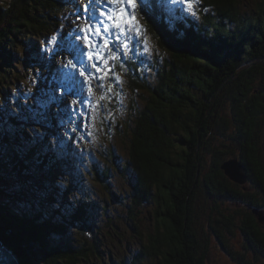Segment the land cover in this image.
Wrapping results in <instances>:
<instances>
[{"label":"rangeland","instance_id":"374dc122","mask_svg":"<svg viewBox=\"0 0 264 264\" xmlns=\"http://www.w3.org/2000/svg\"><path fill=\"white\" fill-rule=\"evenodd\" d=\"M3 1L9 3L12 0ZM241 1L240 9L244 17L233 22L230 19L226 20L224 25H232L233 28L237 29H242L246 25V32H249L248 35H255L254 41L256 43L253 45V50L256 49V53L264 51V26L259 24L260 28H253L254 22H251L253 18L258 17L261 11L263 12L264 0ZM56 2L57 4L54 2L50 3L46 7L47 9L43 0L36 2L39 10L47 18L44 21L45 28L48 29V31L46 30L47 34L45 33L44 36L40 35L35 38L25 33H17L15 34V36L17 35L16 37L13 34L9 36L11 41L8 43L9 45L7 44V49L9 50L8 53L12 54L10 59L14 64L11 67L12 71L10 70V74L7 71L6 76L8 78L10 76L12 82L10 81L11 84L8 86L7 84L5 86L1 84L0 87V104L10 110L20 109V111L25 113L27 121H35L33 123L38 124L40 122H37V118L30 111L29 106L20 102H34L37 107L48 100L49 97H57L58 99L59 89L57 81L60 78L58 65L64 62V58L63 56L54 57L51 64H49L48 60L40 58L37 53L42 45L53 36L59 39L60 30L66 34L84 24L83 19L77 20L76 17L78 14H83L84 6L89 3V0H62V3L57 0ZM222 2V0H219L215 4L211 3V6H205L204 1L194 0L196 5L195 16L188 13L186 5L182 8L180 5H173L171 0H158L156 3H152L150 0L149 8L151 15L156 9L159 10L156 11L157 14L155 13L153 17L158 19V25L162 26L161 28H163L165 33L179 31L175 34L172 33V36L180 44L184 43L189 35L193 38L204 36V31H201L204 26L203 17L208 14H216L214 11L216 8L212 5L224 6L225 4ZM61 5L63 6L62 10ZM167 14L176 16L174 21H171V17L166 18ZM185 16L197 19L198 25H193V28L186 26L187 18ZM140 19L142 20V15L138 11L136 21L142 28V32L138 37L140 45L134 51L128 52L122 59L109 60L108 64L111 62L112 68L103 80V88L95 80L92 81L94 88L91 94L92 107L82 109L85 118L82 127L76 133L77 141L70 140L68 138L70 133L66 132V127L70 128L73 125L61 126L60 123H55L60 119L55 102L45 110L48 117L46 125L50 126L52 124L56 130L49 131L54 138H50L49 133L46 135L47 130H44L46 131L44 137H46L47 144L51 148H53V145L66 147L67 150L64 149L62 155L55 154V156L52 155L50 157L48 155V153L51 154L50 149L43 148L47 144L42 145L41 142H38L35 145L36 140L32 138L31 142L26 136L24 129L17 124L15 126L10 121L11 116L10 118L4 117L5 113L0 112V119H4L3 121H6L5 123L8 125L5 127L8 131L3 130L0 126V136L2 137L8 132L19 133L27 144L28 149L30 148L29 151L31 153L34 152L35 159L38 161L37 157L42 152L46 154L47 165L44 161H40L41 164L44 163L47 167L50 165L48 169L46 168L48 174H37V176H32V178L22 176L21 179L13 177V181L10 182V191L15 196L20 195L21 184L26 181L23 186L26 195H21L16 200L15 208L18 212L23 211L24 214L29 216L43 211L45 208L44 203H46L48 207V210L46 209L47 214L50 210L60 209L62 213L56 215L58 219L62 217V214H66V210L70 211V202H75L76 200L87 201L92 209V216L85 222L88 226L93 227L92 230L88 228V233L83 234L81 230L80 233L76 232L74 227L70 228V231L66 233L69 241L71 240L74 245H80L86 249L78 264H190V260L194 261L193 264H264V222H260V220H264V207L262 206L264 205V181L255 176V171L250 170L249 174L254 178L253 181L247 175V182L243 185L236 182L234 183L237 185H230L228 182L223 181L217 170L216 161L223 152L227 151L228 155L221 164L222 166L227 161L226 159L241 157L246 152L244 149L245 144L242 142L244 141L243 137L236 136L240 129L235 125V117L241 116L232 114V111H234L232 108H227L226 112L219 106L211 114L204 112L205 116L199 110L189 113L191 121L188 119V124H190V127L194 126L191 127V131L196 132V134H193L192 143H197L196 149L193 148L192 144L191 150L194 149L196 152L191 153V155L194 158V164L197 162L199 166L198 176L200 177L191 202H189V197L184 196V186H180L177 183L168 187L155 184L150 189L138 181L134 162L129 161L126 139H129L133 127L141 121L142 112L140 113V111L145 105L143 99L146 91L137 88L133 80L141 81L147 85H157L159 83L162 85V90L165 91L166 81L165 78L164 81L162 78L169 71L168 63L170 61V55L161 49L156 39L147 31L146 26L142 24ZM172 22H176V24L174 25ZM251 23L252 26L250 27ZM241 39L235 38L231 42L235 44L238 40V42H241ZM215 41L217 42L214 43V47L218 49L217 52H221L223 50L221 38H217ZM207 42L211 43L213 41ZM80 43L82 44L83 41H80ZM143 46L147 47V52H144ZM128 59L129 61H127ZM120 60L122 62H119ZM161 72L162 77L159 76ZM116 77H119L118 81L115 79ZM108 89H111V91H108ZM224 91L226 93L230 92L225 88ZM102 96L104 100L101 99ZM73 98L75 97H67L64 100V104L70 103ZM201 99H204L203 96ZM210 99L215 98L210 97ZM203 105L200 104V107ZM206 105L208 103L204 107L209 106ZM61 107H63V104ZM38 110L36 108L33 111L36 112ZM198 119L203 121V125H196L200 122ZM52 120L55 121L54 124ZM253 137L252 140L258 149V155L264 166V112L257 116V126ZM256 139L257 141H255ZM63 142H66V144ZM187 145L189 146L191 143ZM68 151L71 154L70 156L67 155ZM58 161L60 168L53 173L57 168ZM108 168L111 171V176L105 185V183L97 179V175L102 176L103 169L107 170ZM31 169L33 174L37 173L39 162L33 167L31 166ZM96 170L99 173L97 175ZM222 171L229 178L223 169ZM246 173H248L247 170ZM230 180L232 181V179ZM258 182L259 186H257ZM224 185L225 187L223 188ZM30 187L32 190L29 189ZM34 190H38L40 194ZM146 190L148 195H146ZM30 191L35 192L37 196L35 195V198H33V192L30 194ZM169 193H172V195ZM144 196H147V199L142 201ZM252 197L257 198L260 207L249 205ZM7 200L9 199L7 198ZM189 208L192 209L188 210ZM9 212L13 214L15 211L10 210ZM184 212L188 215L185 216V223L183 222L181 227L184 228L185 234H191L188 235V240L195 250H192L191 253L185 252L181 248H171L168 243L170 236H174L175 233H173L174 229L171 228L172 225L169 224L167 218L176 219L180 223L181 220L184 221ZM250 213L254 215L259 224V232L263 233L261 238L256 233L252 235L255 230L250 226ZM9 221L13 222L11 218ZM64 222L67 225L69 223L68 220ZM41 223L42 221L40 220H33V223L29 222V225H34L29 226L33 233L31 238L33 236H35L36 240L41 237L44 238L42 234L39 235V232L42 233L41 225L43 224ZM247 233L250 237L255 238L251 241ZM151 238L154 239L156 245L159 243L157 245L158 250H156L159 255L158 258L151 257L147 253ZM54 239L56 242L59 240L57 238ZM95 239L99 241L100 249L91 246ZM3 244L5 245L4 242ZM39 245L46 246V244L37 242V246L33 247L34 252L38 250L37 247ZM63 247L67 248V244H64ZM7 248L12 250L10 247ZM142 250L147 254L141 258L138 255ZM12 252L15 253L13 250ZM44 254L45 252L39 253L40 257L38 259L46 258L47 256L43 257ZM15 256L21 263L22 259L20 256L16 253ZM175 256L176 258H173Z\"/></svg>","mask_w":264,"mask_h":264},{"label":"trees","instance_id":"16d2710c","mask_svg":"<svg viewBox=\"0 0 264 264\" xmlns=\"http://www.w3.org/2000/svg\"><path fill=\"white\" fill-rule=\"evenodd\" d=\"M37 1L38 0H19L18 2L20 3H18L17 0H12L7 3L6 1L0 0V87L1 84L2 86L11 84L10 76L9 78L6 76L7 71H9L8 74H10V70L12 71L11 67L14 64L10 59L12 54L8 53L9 50L7 49V44L11 41L9 36L12 34L15 36L17 33H25L35 38L40 35L44 36L45 33L47 34L48 29H46L44 25V21L47 18L37 7ZM56 1L43 0L45 8L52 2L57 4ZM202 1H204L205 6H211L212 2V4H215V2L219 0ZM222 1L226 6L212 5L216 8V10H214L216 14L203 17L205 27L202 25L203 29L201 31H204L205 35L202 37L197 36V38H193L189 35L182 44H178L175 37L172 36V33L175 34L179 31H170L171 34H165L162 30L163 28L158 25V19H155L153 15H151L150 19L148 16L146 17L142 14V20L140 19L142 24L146 26L147 31L156 39L161 49L170 55V61L168 63L169 71L162 78L163 81L164 78L166 81L165 91L162 90V85L159 83L157 85H147L141 81L133 80L137 88L146 91V95L143 99L145 102L144 109L142 108L140 111V113L142 112L141 121L133 127L129 139H126V148L129 150L130 157L129 161L132 163L134 162L133 164L137 169L135 170V172H137V179L142 184L151 189L155 184L168 187L177 183L180 186H184V196L187 198L189 197V202H191L192 196H194L193 192H195L200 179L198 176L199 166L197 162L194 164V158H192L191 155V153L196 152L194 149L191 150L192 144L195 149L197 146V143H192L193 134H196V132L191 131V127L194 126L190 127V124H188L189 113H192V111L199 110L202 112L203 116H205L206 114L204 112H209V114H211V112H215L216 107L220 106L225 111L227 108H232L234 110L232 114L240 115L241 117H235V125L240 129L236 133V136L240 138L243 137L245 142H242L245 144L244 149L246 152H244L241 157L238 156L236 158H239V160L246 165L248 176H250L249 178L251 181H253L254 178L249 174L250 170L255 171V176L264 181V177L261 176V174H264L261 167L262 161L258 155V149L252 140L257 126V116L264 112V51L256 53V49L253 50V45L256 43L254 41L255 35H248L249 32H246V25L243 26L242 29L233 28L232 25H224L226 20L230 19L231 22H233L234 20H241L244 17L240 9V3L242 1ZM185 17L187 18L186 26L193 28V25L198 23V20L193 19L191 16ZM174 18L176 17H171V21H174ZM251 22H254L253 28H258L259 24L264 26V9L263 12L261 11L258 17L253 18ZM172 23L174 25L176 24V22ZM217 38H221V47L223 49L221 52H217L218 49L214 47V43L220 41H215ZM235 38H242V41H237L234 44V42L231 41ZM245 38L247 39L245 40ZM211 40L213 42H207ZM159 76L162 77V72ZM224 88L228 89L230 92L227 91L228 93H226ZM202 96L204 99H201ZM210 97L215 99H210ZM20 103L28 105L33 114H35L33 110L38 108V106L36 107L34 105V102L26 103L22 101ZM206 103H208L209 106L206 105L208 107H200V104L205 105ZM196 107L198 108L196 109ZM0 112L5 113L4 117L10 118L11 116L10 121H12L14 125L17 124L24 129L26 136L31 142L32 138H34V140H36L35 145H37L38 142H41L42 145L47 144L46 137H44L46 132L44 129L47 124L46 120H44V122L41 121L40 124L33 123L35 121H27L23 111L17 108L10 110L4 107L3 104H0ZM52 112L54 111L52 110ZM3 120L0 119V126L3 130L8 131L7 128L5 129L8 125L5 123L6 121L4 122ZM198 121L200 122L196 125H203L202 120L199 119ZM37 133H41L42 135H37ZM46 135H48V132H46ZM49 135L51 138V133H49ZM0 139V240L20 256L22 259L21 264H78V261L82 259L84 255L83 252L86 249L80 245H74L72 241L70 240V242L68 237H66V233L70 231V227L64 222L67 221L65 214H62V217L58 218L60 220V222H58L59 220L56 218V215L62 213L60 209L50 210L47 214L48 207L46 203H44L45 208L43 211H39L38 214L35 213V216L33 214L27 216L23 211L18 212L14 206L16 205V200L19 199L21 195L24 196L25 194V188L23 186L26 181L21 184L22 189L19 191L20 195L15 196L10 191V182L13 181V177L21 179L22 176L32 178V176H37V174H48V171L46 172V168H48L46 166V154L41 152L37 157V161L34 152L31 153L29 151L30 148L28 149L27 144L17 132H8L4 134V136H0ZM63 143L66 144V142ZM190 143L192 144L188 146L187 144ZM22 144L23 146H21ZM32 148L35 150L34 147ZM43 148L50 149L51 154L48 153L50 157L52 155L55 156V154H60L61 150L66 149V147L59 148L54 145L53 148H51L48 144L46 147L43 146ZM227 155L228 152L225 151L219 156L216 161L217 170L224 182L235 185L236 183L232 182L222 171L221 164L225 158H227ZM62 160L64 159L62 158ZM40 161H44L46 165L43 162V164H41ZM38 162L39 170L37 169L38 172L33 174L31 166L33 167L38 164ZM58 165H60L59 161L57 162V169L59 170ZM102 172L103 175L98 176L97 174L99 173H97L96 170L97 179L106 185V183H108V178L111 176V171L108 168L107 170L103 169ZM1 184L3 185L1 186ZM224 187L225 185L223 188ZM29 189H31V187ZM32 192L30 191V194ZM35 192H33V198H35V195L37 196ZM147 192L146 190V195H148ZM169 194L172 195V193ZM174 196L176 195L174 194ZM7 198L9 200H7ZM146 199L147 196H144L142 201ZM259 204L256 197L250 198V206L260 207ZM262 206L264 207V205ZM191 209L192 208H189L188 210ZM10 210L15 211V213L12 214L9 212ZM250 214V226L255 230H252L254 232H252V235L256 233L257 236L262 237L263 233L259 232L260 227L256 218L252 213ZM187 215L188 214L184 212V219L182 218L184 221L181 220L180 223H178L176 219L167 218L169 224L172 225L171 228L174 229V231L172 229L173 233H175L174 236H170L168 243L171 248H181L183 251L191 253L192 250H194L193 245L188 240V235L191 234H185L183 231L184 228L181 227L182 222L185 223V216ZM90 216H92V213ZM10 218L13 220L12 223L9 221ZM26 218L27 220H25ZM32 219L34 221H42L41 224L43 225H41V230L43 231L42 233L38 231L39 235L42 234V236L47 239L46 242L48 240L51 241V243H47L44 247L43 245H39L36 252L33 251V247L37 246V240H35V236L31 238V234L33 233L29 229V226H34L33 224L29 225V222L33 223ZM85 221L86 220L78 222V225L75 227L79 233L80 230L83 234L88 233V228L92 230L93 227L88 226ZM164 224L166 225V223ZM250 235L248 234V237L251 238L250 240L252 241L255 237L252 238ZM54 238L59 239L58 242L60 243L56 242ZM257 240L259 239L257 238ZM64 244H67V248L63 247ZM157 245L154 239L151 238L147 248V253H149L151 257H159L156 252V250H158ZM91 246L93 248H101L97 239H95ZM44 252L45 254L43 257H47L39 260V253ZM190 261V264L194 263V261Z\"/></svg>","mask_w":264,"mask_h":264},{"label":"snow or ice","instance_id":"6c2138e0","mask_svg":"<svg viewBox=\"0 0 264 264\" xmlns=\"http://www.w3.org/2000/svg\"><path fill=\"white\" fill-rule=\"evenodd\" d=\"M151 2L156 3L158 0ZM171 3L182 8L186 5L188 13L196 15L194 0H171ZM149 4L150 0H89L84 6L83 14L76 17L77 20H84L83 25L66 34L60 30L59 39L53 36L42 45L37 53L40 58L48 60L51 64L52 58L63 56L64 62L58 65L59 98L49 97L38 105L39 110L34 114L37 122L47 120L45 110L55 102L60 125H73L70 128L66 127V132L70 133L68 136L70 140H78L76 133L82 127L85 118L82 109L92 107V81L95 80L103 88V80L112 68L108 60L122 59L140 45L138 37L142 28L136 21V16L139 11L151 19ZM143 49L144 52L148 51L146 46H143ZM115 79L118 81L119 77ZM69 96L75 98L64 104V100ZM103 98L102 96L101 99ZM69 208L70 211L66 210L65 218L69 221L70 228L76 227L79 221L87 220L92 212L88 202L83 200L70 202ZM0 264H4L2 259Z\"/></svg>","mask_w":264,"mask_h":264},{"label":"water","instance_id":"95a60500","mask_svg":"<svg viewBox=\"0 0 264 264\" xmlns=\"http://www.w3.org/2000/svg\"><path fill=\"white\" fill-rule=\"evenodd\" d=\"M223 169L233 182L243 184L246 181L247 174L245 165L237 158H230L225 161ZM255 212L258 213L257 210ZM260 222H264V220H260ZM16 258L15 253L7 248L3 244V241L0 240V259L3 260L4 264H20Z\"/></svg>","mask_w":264,"mask_h":264},{"label":"bare ground","instance_id":"6f19581e","mask_svg":"<svg viewBox=\"0 0 264 264\" xmlns=\"http://www.w3.org/2000/svg\"><path fill=\"white\" fill-rule=\"evenodd\" d=\"M61 3H62V0H59ZM213 3V2H212ZM12 5V4H11ZM49 5V4H48ZM11 8V7H10ZM62 8H63V6L61 5V10H62ZM9 9V8H8ZM53 9H55V8H53ZM156 11H159L158 9H156ZM156 11H154L153 12V15L156 13ZM152 14V13H151ZM157 14V13H156ZM51 15H53V14H51ZM142 15V14H141ZM209 15V14H208ZM167 17L166 18H170V17H176V16H173V15H166ZM147 17V16H146ZM211 17V16H210ZM210 19V18H209ZM214 20V19H213ZM61 23V22H60ZM206 23V22H205ZM213 24V23H212ZM166 25V24H165ZM198 25V24H197ZM169 26V25H168ZM162 27V26H161ZM177 27V26H176ZM186 28V27H185ZM260 28V27H259ZM56 29V28H55ZM61 29V28H60ZM208 29V28H207ZM163 30V29H162ZM192 30V29H191ZM195 30V29H194ZM164 31V30H163ZM48 34H51V33H48ZM166 34V33H165ZM190 34V33H189ZM188 35V34H187ZM51 36V35H50ZM154 36V35H153ZM45 37H46V35H45ZM197 38V37H196ZM179 39H181V38H179ZM164 40V39H163ZM181 40H184V39H181ZM180 41V40H179ZM202 41V40H201ZM239 41V40H238ZM169 42V41H168ZM180 43V42H179ZM246 43V42H245ZM34 44V43H33ZM172 44V43H171ZM182 44V43H181ZM198 44V43H197ZM218 44V43H217ZM203 45V44H202ZM205 45V44H204ZM34 47H35V45H34ZM197 47V46H196ZM209 47V46H208ZM177 48V47H176ZM180 48V47H179ZM214 48V47H213ZM231 48V47H230ZM210 49V48H209ZM34 50H35V48H34ZM33 50V51H34ZM173 50V49H172ZM182 50V49H181ZM195 50H196V48H195ZM247 50V49H246ZM197 51V50H196ZM233 51V50H232ZM200 52V51H199ZM230 52V51H229ZM213 53V52H212ZM215 53V52H214ZM209 55V54H208ZM224 55V54H223ZM232 55V54H231ZM204 57H206V56H204ZM209 57V56H208ZM110 60V59H109ZM109 60H108V62H109ZM221 60V59H220ZM230 60V59H229ZM127 61H129V59L127 60ZM240 61V60H239ZM119 62H122V60H120ZM231 62V61H230ZM179 63V62H178ZM228 63V62H227ZM111 64V62L109 63V65ZM209 64V63H208ZM235 64V63H234ZM239 64V63H238ZM114 65V64H113ZM228 66V65H227ZM230 66V65H229ZM232 66V65H231ZM14 68V67H13ZM173 69V68H172ZM234 70V69H233ZM2 73V72H1ZM101 74H103V73H101ZM29 76V75H28ZM8 77V76H7ZM241 77V76H240ZM14 79V78H13ZM235 79V78H234ZM21 80H23V79H21ZM12 82V81H11ZM31 82V81H30ZM216 85V84H215ZM209 86V85H208ZM33 87V86H32ZM41 87V86H40ZM95 87V86H94ZM107 87H108V85H107ZM217 88V87H216ZM215 88V89H216ZM219 88V87H218ZM94 89V88H93ZM212 89V88H211ZM232 89V88H231ZM212 91H214V90H212ZM234 91V90H233ZM239 91V90H238ZM196 93V92H195ZM208 93V92H207ZM38 94V93H37ZM213 94V93H212ZM57 98V97H56ZM240 98V97H239ZM102 100H104V99H102ZM241 100V99H240ZM70 102V101H69ZM243 102V101H242ZM258 103V102H257ZM177 104V103H176ZM60 106H62V104L60 105ZM98 106V105H97ZM204 106V105H203ZM256 106V105H255ZM257 109V108H256ZM95 110V109H94ZM92 111V110H91ZM47 112V111H46ZM113 113H114V111H113ZM114 115V114H113ZM88 116V115H87ZM117 119V118H116ZM199 120V119H198ZM261 120V119H260ZM52 122H53V124H54V120H52ZM261 122V121H260ZM259 122V123H260ZM55 123H58L57 121L55 122ZM184 123V122H183ZM259 123H258V125H259ZM46 126V130H47V132L48 133H51V132H49L50 130L51 131H54V130H56L55 128H54V125H52V124H50V126L49 125H45ZM62 126V125H61ZM86 127V126H85ZM84 127V128H85ZM38 129V128H37ZM44 129V130H45ZM86 129V128H85ZM59 130V129H58ZM117 130V129H116ZM95 134H96V132H95ZM256 134V133H255ZM171 136V135H170ZM254 138V137H253ZM251 140V139H250ZM255 141H257V139L255 140ZM253 143V142H252ZM192 144V143H191ZM59 145V144H58ZM251 146V145H250ZM252 147V146H251ZM59 148H61V147H59ZM61 150V149H60ZM50 151V150H49ZM62 153H63V150H61V155H62ZM66 155V154H65ZM67 155H71L70 153H69V151L67 152ZM57 158V157H56ZM238 160H239V158H237ZM264 160V159H263ZM240 161V160H239ZM241 163H243L242 161H240ZM69 163V162H68ZM71 164V163H70ZM244 164V163H243ZM73 165V164H72ZM245 165V164H244ZM59 166V165H58ZM135 166V165H134ZM133 166V167H134ZM49 167V166H48ZM93 167V166H92ZM262 169L264 170V166H263V162H262ZM25 168V167H24ZM59 168H60V166H59ZM245 168H247L246 167V165H245ZM48 169V168H47ZM53 169V168H52ZM222 169H223V166H222ZM56 170H58L57 168L55 169V171L53 172V173H55L56 172ZM129 170V169H128ZM224 170V169H223ZM247 170V169H246ZM130 171V170H129ZM225 171V170H224ZM264 173V172H263ZM123 174V173H122ZM247 175H248V173H246ZM135 175V174H134ZM123 176V175H122ZM261 176L262 177H264V174H261ZM231 179V178H230ZM261 180V179H260ZM66 181V180H65ZM143 181V180H142ZM148 181V180H147ZM154 181V180H153ZM174 181V180H173ZM245 182H247V177H246V181ZM244 182V183H245ZM139 183V182H138ZM137 183V184H138ZM243 183V184H244ZM243 184H241V185H243ZM246 184H248V183H246ZM262 184V183H261ZM53 186V185H52ZM131 186V185H130ZM139 186V185H138ZM248 186V185H247ZM257 186H259V182H258V184H257ZM176 189V188H175ZM35 191V190H34ZM134 191V190H133ZM36 192L38 193V194H40V192H38V190H36ZM24 193V192H23ZM29 193V192H28ZM256 193V192H255ZM113 195V194H112ZM28 199H29V197H27ZM30 200V199H29ZM22 201V200H21ZM31 201V200H30ZM69 202V201H68ZM18 206V205H17ZM22 208V207H21ZM11 209V208H10ZM14 210V209H13ZM24 210V209H23ZM20 211V210H19ZM15 213V212H14ZM159 213V212H158ZM32 214V213H31ZM64 217V216H63ZM178 218V217H177ZM61 221H63V220H61ZM183 223V222H182ZM136 224V223H135ZM48 225V224H47ZM3 226V225H2ZM7 226V225H6ZM9 227V226H8ZM256 227V226H255ZM194 228V227H193ZM49 230V229H48ZM63 230V229H62ZM241 230V229H240ZM41 231H43V230H41ZM52 231V230H51ZM75 231L76 232H78V230L75 228ZM244 231V230H243ZM57 232V231H56ZM248 234V233H247ZM152 235V234H151ZM160 235V234H159ZM80 236V235H79ZM45 238V237H44ZM44 238H40L39 240L37 239V242H40L41 244H47V243H51V241L50 240H48L47 242H46V240L47 239H44ZM157 238V237H156ZM155 238V239H156ZM261 238V237H260ZM248 239V238H247ZM36 240V239H35ZM44 240V241H43ZM164 241V240H163ZM169 242V241H168ZM77 243V242H76ZM254 245V244H253ZM165 246V245H164ZM163 246V247H164ZM8 247V246H7ZM173 247V246H172ZM34 249V248H33ZM225 249V248H224ZM168 250H169V248H168ZM174 250V249H173ZM46 251V250H45ZM48 251V250H47ZM195 251V250H194ZM73 252V251H72ZM75 252V251H74ZM251 252V251H250ZM81 253V252H80ZM84 253V252H83ZM97 253V252H96ZM182 253V252H181ZM180 253V254H181ZM147 253H145V251H141L140 253H139V257H143V256H145ZM179 254V253H178ZM189 254V253H188ZM197 254V253H196ZM81 255V254H80ZM181 256H183L182 254H181ZM193 256V255H192ZM63 257V256H62ZM82 257V256H81ZM185 257H187V256H185ZM203 257V256H202ZM78 258V257H77ZM148 258V257H147ZM173 258H176V256L175 257H173ZM177 258H179V257H177ZM190 258H191V256H190ZM17 259V258H16ZM186 259V258H185ZM18 260V259H17ZM133 261V260H132ZM166 261V260H165ZM168 261V260H167ZM175 261L177 262V260L175 259ZM184 261V260H183ZM18 263H20V261L18 260ZM135 263V262H134ZM21 264V263H20ZM122 264V263H121ZM178 264V263H177ZM182 264V263H181ZM187 264V263H186ZM248 264V263H247Z\"/></svg>","mask_w":264,"mask_h":264}]
</instances>
